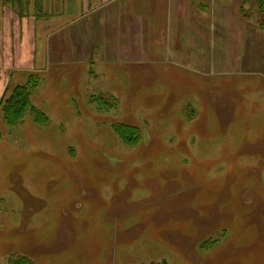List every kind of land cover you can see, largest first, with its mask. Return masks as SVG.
I'll list each match as a JSON object with an SVG mask.
<instances>
[{"label":"rangeland","instance_id":"374dc122","mask_svg":"<svg viewBox=\"0 0 264 264\" xmlns=\"http://www.w3.org/2000/svg\"><path fill=\"white\" fill-rule=\"evenodd\" d=\"M52 3L0 0V264H264V39L185 66L68 64L44 46Z\"/></svg>","mask_w":264,"mask_h":264},{"label":"crops","instance_id":"0c3cea01","mask_svg":"<svg viewBox=\"0 0 264 264\" xmlns=\"http://www.w3.org/2000/svg\"><path fill=\"white\" fill-rule=\"evenodd\" d=\"M57 2L59 17L49 22L56 29L50 33L53 37L44 42V46L60 61H66L67 58L80 61H69L68 64L81 65L93 57H99L104 58L105 62L102 63L105 64L134 66L138 71H143L158 61L163 62L164 58V61L185 66L181 59L186 55L192 57L194 50L198 53L199 47L205 49V53L201 51L199 55H209L212 51L210 56L215 61L216 42H221V50L224 49V43L229 44L225 45L229 56L238 50L231 44L233 42H243L246 36L252 40L254 35L264 39V33L251 29L253 23L260 25L258 29H262L264 24L250 16L251 7L257 4V0ZM51 5L49 11L55 10L56 5H53L52 0ZM201 42L204 44H196ZM14 53L12 48L1 58L13 57ZM218 72L216 68L213 71Z\"/></svg>","mask_w":264,"mask_h":264},{"label":"trees","instance_id":"16d2710c","mask_svg":"<svg viewBox=\"0 0 264 264\" xmlns=\"http://www.w3.org/2000/svg\"><path fill=\"white\" fill-rule=\"evenodd\" d=\"M258 9L260 13L264 14V0H257ZM32 81V82H31ZM36 79H30L29 83L24 86L18 87L12 94V96L5 102V119L10 121L11 123H15L18 118H21L28 108H30V95L32 94L33 88L37 85ZM32 110V107H31ZM34 114L37 119L42 117L41 113L38 110H34ZM126 133H121V135L128 141L134 142L138 140L137 134L132 135L137 130L136 127L126 126ZM120 129V128H118ZM128 133V134H127ZM137 137V138H136ZM133 138L135 140H133ZM8 264H36L33 260L23 255H12L8 260Z\"/></svg>","mask_w":264,"mask_h":264}]
</instances>
